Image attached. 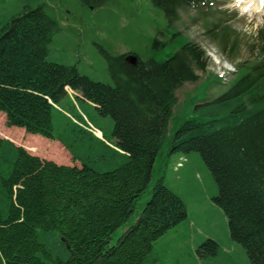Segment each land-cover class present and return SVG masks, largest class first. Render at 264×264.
Segmentation results:
<instances>
[{"label":"trees","instance_id":"trees-1","mask_svg":"<svg viewBox=\"0 0 264 264\" xmlns=\"http://www.w3.org/2000/svg\"><path fill=\"white\" fill-rule=\"evenodd\" d=\"M77 1L95 11L117 0ZM151 2L153 22L164 24L162 41L156 38L157 51L107 56L114 85L49 60L67 7L26 5L0 27V112L7 126L60 142L80 163L42 160L0 137V264H162L154 256L156 242L189 218L183 200L166 185L170 161L136 222L115 245L111 239L135 214L166 149V158L179 155V169L201 157L218 186L214 202L227 219L229 236L250 264H264V27L229 87L222 77L209 75L210 82L216 78L217 85L227 86L225 92L206 99L210 84H204L202 97L195 94L180 104L178 92L197 83L210 61L200 44L183 41L179 22L190 10L214 17L218 0ZM205 27L223 50L231 46L237 52L238 35L230 41L236 32L228 20H205ZM180 42L172 55L157 60L158 47ZM128 54L137 61L130 62ZM106 120L113 123L109 136L102 126ZM54 154L69 158L58 146ZM197 252L215 256L220 246L209 239Z\"/></svg>","mask_w":264,"mask_h":264},{"label":"rangeland","instance_id":"rangeland-1","mask_svg":"<svg viewBox=\"0 0 264 264\" xmlns=\"http://www.w3.org/2000/svg\"><path fill=\"white\" fill-rule=\"evenodd\" d=\"M41 2H47L53 11L64 6L69 9L68 15L72 13L68 19V15L64 19L58 18L62 31L53 39L49 60L75 66L80 74L88 76L95 82L114 85L107 56H118L126 51L138 53L157 51L154 42L156 38L161 40L163 37L160 31L164 24L163 21L158 23L160 21L158 19L153 22L155 9L151 0H117L95 11L87 10L77 0H0V27L11 16L18 14L24 6H36ZM237 2V0H218L212 11L213 14L216 13L214 17L204 18L195 10L182 14L179 31L184 35L183 41L190 38L200 44L210 62L206 73L201 74L197 83L186 84L178 92L177 98L180 104L195 94L202 97L204 84L208 86L210 84L206 99L216 98L227 90L230 81L232 84L239 78L238 64L250 58L249 48L252 41L257 36V32L264 27V13H249ZM219 10L226 11V14L218 13ZM219 19L228 20V24L236 32L230 39L231 42L238 35L240 46L236 53L231 52V46L223 50L219 42L207 33L205 20L212 23ZM182 42L175 47H158L161 54L157 60L163 61L172 55ZM210 74L222 77V83L227 86L217 85L216 78L210 82L208 79ZM69 92L75 94L71 90ZM78 102L88 117L95 118L96 114L89 106L80 100ZM102 126L109 136L113 130V123L109 120L102 121ZM173 132V128H170L169 140H173ZM97 133L101 135L100 132ZM0 137L12 141L42 160L64 166H80V163L72 161L70 153L60 142L28 134L23 129L8 127L6 116L1 112ZM55 146L61 148L65 157L69 158L58 160L54 154ZM30 148H37L39 152H32ZM166 151L167 149L159 158L152 184L138 201L135 214L114 233L111 245H115L119 237L136 222L151 198L154 183L162 174L163 164L170 161L164 170L166 185L183 200L189 218L156 242L154 249L156 259L158 258L162 264H250L243 248L229 236L227 219L214 202V198L218 195V186L201 157L197 155L199 159L194 158L192 162H186L184 168H178L177 171L176 165L177 167L181 165L180 161L177 164L179 155L166 158L168 156ZM209 239L219 244L220 253L215 256L205 254L199 256L198 247Z\"/></svg>","mask_w":264,"mask_h":264},{"label":"bare ground","instance_id":"bare-ground-1","mask_svg":"<svg viewBox=\"0 0 264 264\" xmlns=\"http://www.w3.org/2000/svg\"><path fill=\"white\" fill-rule=\"evenodd\" d=\"M241 7L249 13L263 12L264 6H262V0H237Z\"/></svg>","mask_w":264,"mask_h":264},{"label":"water","instance_id":"water-1","mask_svg":"<svg viewBox=\"0 0 264 264\" xmlns=\"http://www.w3.org/2000/svg\"><path fill=\"white\" fill-rule=\"evenodd\" d=\"M128 60L130 61V62H132V63H135L136 61H137V58L136 57H134V56H129L128 57ZM100 137V136H99Z\"/></svg>","mask_w":264,"mask_h":264},{"label":"snow or ice","instance_id":"snow-or-ice-1","mask_svg":"<svg viewBox=\"0 0 264 264\" xmlns=\"http://www.w3.org/2000/svg\"><path fill=\"white\" fill-rule=\"evenodd\" d=\"M262 6H264V0H262Z\"/></svg>","mask_w":264,"mask_h":264},{"label":"crops","instance_id":"crops-1","mask_svg":"<svg viewBox=\"0 0 264 264\" xmlns=\"http://www.w3.org/2000/svg\"><path fill=\"white\" fill-rule=\"evenodd\" d=\"M178 171V170H177Z\"/></svg>","mask_w":264,"mask_h":264}]
</instances>
